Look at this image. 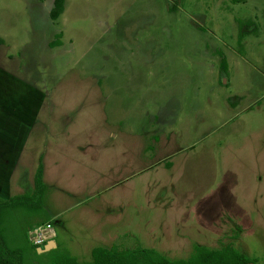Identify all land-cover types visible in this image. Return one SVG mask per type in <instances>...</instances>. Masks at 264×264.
<instances>
[{
	"label": "rangeland",
	"instance_id": "374dc122",
	"mask_svg": "<svg viewBox=\"0 0 264 264\" xmlns=\"http://www.w3.org/2000/svg\"><path fill=\"white\" fill-rule=\"evenodd\" d=\"M54 2L0 0V181L11 157L12 196L32 193L38 153L57 166L43 215L4 223L11 241L61 207L40 249L89 263L103 228L79 217L122 204L120 250L231 245L264 264V0H65L58 22ZM40 110L52 135L23 147Z\"/></svg>",
	"mask_w": 264,
	"mask_h": 264
},
{
	"label": "trees",
	"instance_id": "16d2710c",
	"mask_svg": "<svg viewBox=\"0 0 264 264\" xmlns=\"http://www.w3.org/2000/svg\"><path fill=\"white\" fill-rule=\"evenodd\" d=\"M64 1L55 0L54 7L50 12L53 22H58L64 12ZM237 1L245 3L248 0ZM60 45V43H51L52 48ZM220 68L227 72L228 66L225 58H223ZM46 189L43 182V168L40 164L32 193L19 195L8 201L0 199V264H41L43 256L47 257L48 264H81L68 252L59 250L38 255L37 250L40 247L30 244L27 236L31 226H26L23 232L18 229V232H15L12 237V241L9 238V233L4 231V223L13 216H18L21 219L24 216L43 215ZM43 222L48 223L49 218L44 219ZM83 264H258V261L250 259L231 245L217 250L196 247L188 259L176 261L165 258L156 250L140 247L132 250H120L114 246L111 249L95 248L92 251V261Z\"/></svg>",
	"mask_w": 264,
	"mask_h": 264
},
{
	"label": "crops",
	"instance_id": "0c3cea01",
	"mask_svg": "<svg viewBox=\"0 0 264 264\" xmlns=\"http://www.w3.org/2000/svg\"><path fill=\"white\" fill-rule=\"evenodd\" d=\"M42 112H43V110L35 112L33 114V115H35L34 118L28 124L24 125L25 130L27 132L25 133V135H23L21 137V140H22L21 141V145H23V147H26L28 145H32L34 148H37L38 146H40V143H38L37 141L35 143V142H32V140H31L33 135L36 132H38L37 136H39V139L41 138L42 135L47 134L48 132L50 133V135H52V132L49 130V127H46V125H45V120H46L45 119L46 118V114L45 113L43 115L44 120H43V122H41L40 127L37 128V130L34 128V126H35L34 121L39 118V116H40V114H42ZM54 134L58 135V130H56L54 132ZM47 141L49 142L48 139H46L44 142H47ZM48 142L46 144H48ZM21 150L25 154V150H23V148ZM16 153H18V152H15L13 154H16ZM49 155L50 154H48V155H45V154L40 155V153H38V156H37L38 167H36V168L32 167L31 170L28 171L30 173H34V175H29L28 174L30 177L32 176L31 177V181L29 182V187H28V183L25 182V185L28 188H30L31 192H33V188L35 187V177H36V174H37V171H38V168H39L40 164L42 165V168H43V182H44L46 187L48 186V183H47L46 180H47V177H49L48 176L49 172H51V171L55 172L57 170V166L56 165H53V166L51 165V163L53 161L55 162L54 155H53V157H48ZM11 158H12V161L9 160V159L7 160V167L12 165V163H13V165L11 167L7 168V171H6L5 175L3 176V181H0V199L1 200H5V201H8L11 198L16 197V195L12 196L13 194L12 195H9V194H11L10 190L12 188V179H14L17 176V171L18 170L16 171V169H18V166H14V164L18 162V159L17 158L15 159L13 157H11ZM140 160H141V163L139 162L140 165L137 168H135L134 170L135 171L139 170V171L143 172V170L141 169V164H142V158L141 157H140ZM20 174H21V176H23V172H21ZM25 194H27V193H25ZM7 195L12 196V197H10V199H8ZM83 204H85V203H83ZM81 205H82V203H76V205L74 204L68 210L77 211L78 209L81 208ZM50 207L52 208V206H50ZM60 208L58 207L57 211L54 212V215L51 216V218L49 219V222L47 224H50L51 226H53V224L62 223V222H58V221L63 217V214H65L67 212V210H60ZM125 208L126 207L124 205H122V204H118V205L107 204V206L100 205V206H98V208L92 209V212H83V214L79 217L83 221H86L89 224L90 228L91 227H95L96 228L98 226V223L102 224V228L103 229H102L101 235L99 234V237L101 239L100 241L104 243V246H102V247H100V246L93 247L92 251L95 248L111 249L112 247L117 246L119 244L120 240L117 242L118 237L119 238L121 237L122 239L126 240V238H128V236L133 235V232L131 230H129V229H126V228H119L118 229V227H116V226H119V221L120 220L118 219V217L121 218V216L122 217L125 216L124 215L126 213L125 212V210H126ZM97 216H101V217L98 220H95ZM90 217H94L95 218V219H93V222H90V220H89ZM109 218H113V220H115V221L112 222V225H114V226L109 224ZM62 224L65 225V223H62ZM164 231L167 232V229L165 228ZM56 244H57V242H56ZM152 245H153V243H152ZM150 249L153 250V249H155V247H152V248L150 247Z\"/></svg>",
	"mask_w": 264,
	"mask_h": 264
},
{
	"label": "built area",
	"instance_id": "2783aa9c",
	"mask_svg": "<svg viewBox=\"0 0 264 264\" xmlns=\"http://www.w3.org/2000/svg\"><path fill=\"white\" fill-rule=\"evenodd\" d=\"M56 237V232L50 224L36 226L29 232L30 243L37 247L55 241Z\"/></svg>",
	"mask_w": 264,
	"mask_h": 264
},
{
	"label": "water",
	"instance_id": "95a60500",
	"mask_svg": "<svg viewBox=\"0 0 264 264\" xmlns=\"http://www.w3.org/2000/svg\"><path fill=\"white\" fill-rule=\"evenodd\" d=\"M52 244H50V246H51ZM51 248V247H50ZM49 250V251H48ZM50 251H52V250H50L48 247L46 248V251H43L42 249H38V254H44V253H48V252H50Z\"/></svg>",
	"mask_w": 264,
	"mask_h": 264
}]
</instances>
